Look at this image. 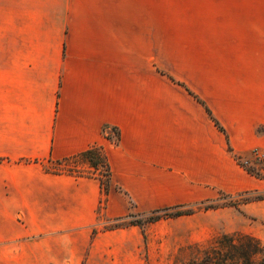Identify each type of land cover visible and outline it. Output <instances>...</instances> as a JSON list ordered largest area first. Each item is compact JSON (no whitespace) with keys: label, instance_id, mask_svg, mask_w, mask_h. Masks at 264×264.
<instances>
[{"label":"crops","instance_id":"1","mask_svg":"<svg viewBox=\"0 0 264 264\" xmlns=\"http://www.w3.org/2000/svg\"><path fill=\"white\" fill-rule=\"evenodd\" d=\"M92 147L106 195L46 170ZM254 151L264 0H0V264H145L139 226L101 228L253 188Z\"/></svg>","mask_w":264,"mask_h":264},{"label":"rangeland","instance_id":"2","mask_svg":"<svg viewBox=\"0 0 264 264\" xmlns=\"http://www.w3.org/2000/svg\"><path fill=\"white\" fill-rule=\"evenodd\" d=\"M105 136H110L113 142L117 140L116 134L111 129H107ZM102 154L104 155L103 152ZM234 158L241 168L245 171L249 169L254 174H259V177L247 171L256 180L253 188L235 193L218 190L216 197L213 200H208L214 201L221 198L217 203L220 207L215 210H210L211 214L198 216L191 221L184 219L181 222H175L172 219L176 218H167L160 220L158 223L149 224L146 221L153 215L152 213H132L129 215L130 217L114 219L101 229L107 231L110 228H114L117 224H128L130 221L142 222L144 225L139 227L143 230L147 238L144 248L146 253L145 264H188L191 260H196L197 264H201L205 254L214 247L215 240L222 235H228L236 239H240L242 236H248L259 241L260 247L257 250L259 252L252 257L251 263L264 264V201L240 204L237 207L225 205V203H240L243 199H251L259 195H264V154L259 151H254L246 156L234 155ZM47 168L62 172L72 171L80 174L94 173L91 167L81 159L61 162L60 165L50 163ZM105 171L106 168L100 167V171L96 172V174L106 179ZM245 192H248L249 195L240 196ZM201 203L197 205H181L183 208L176 211L194 209ZM167 209L159 210L158 214L163 216ZM197 225L209 228L202 230L201 233L196 235V244H190L186 239H190L193 236L189 231L192 226ZM150 252L152 253L151 260L149 258Z\"/></svg>","mask_w":264,"mask_h":264},{"label":"trees","instance_id":"3","mask_svg":"<svg viewBox=\"0 0 264 264\" xmlns=\"http://www.w3.org/2000/svg\"><path fill=\"white\" fill-rule=\"evenodd\" d=\"M209 115L212 117V114L209 109H207ZM213 118V117H212ZM215 124L217 127L224 132V129L219 125V123L214 119ZM107 129H111L116 134V143L119 140V132L115 128L105 127L104 134L106 133ZM110 139V136H106ZM84 160L94 171L93 174H80L75 173L72 171H58L53 169L46 170L50 173L54 174H69L74 176H96L100 179L101 185L103 188L104 193L107 194L109 190V182H110V166L108 164V161L106 157L102 154V150L99 147H92L83 153H80L79 155H76L74 157L65 159L63 161L57 162L58 165L61 164V162H68L72 160ZM100 167L106 168V179L103 178V176H100L99 174H96V172L100 171ZM247 171L252 174L259 177V174H254L251 170L247 169ZM249 193L245 192L241 194L240 196H248ZM221 198L214 200V201H204L202 202L197 208L194 209H187L182 211H176L183 208V206H176L172 208H168L165 210V214L159 215L158 211L152 213L146 223H156L162 219L167 218H177L182 216H189L192 214H195L199 211H208V210H215L218 209L220 206H218V201H220ZM256 201H264V195H259L257 197L251 198V199H243L240 203H225L226 206L229 207H237L240 204H248L250 202H256ZM158 214V215H157ZM130 217V216H129ZM144 225L140 221H130L128 224H122V225H115L114 228H110L109 230H114L118 228H125L128 226H142ZM238 242V244H237ZM259 241L252 237L248 236H242L240 239H236L234 237L228 236V235H222L219 238H217L214 242V247H212L203 257L201 264H252L251 259L253 256L258 254L259 251L258 248L260 247ZM188 264H197L196 260H191Z\"/></svg>","mask_w":264,"mask_h":264}]
</instances>
